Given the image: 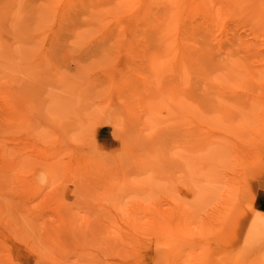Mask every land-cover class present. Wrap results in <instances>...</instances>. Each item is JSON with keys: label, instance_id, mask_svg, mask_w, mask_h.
<instances>
[{"label": "rangeland", "instance_id": "obj_1", "mask_svg": "<svg viewBox=\"0 0 264 264\" xmlns=\"http://www.w3.org/2000/svg\"><path fill=\"white\" fill-rule=\"evenodd\" d=\"M199 255L264 264V0H0V264Z\"/></svg>", "mask_w": 264, "mask_h": 264}, {"label": "bare ground", "instance_id": "obj_2", "mask_svg": "<svg viewBox=\"0 0 264 264\" xmlns=\"http://www.w3.org/2000/svg\"><path fill=\"white\" fill-rule=\"evenodd\" d=\"M111 132L114 133L113 130H112ZM113 133H112V135H113ZM114 134H115V133H114ZM125 134H126V133H125ZM115 135H116V134H115ZM136 142H137V141H136ZM143 145H144V144H143ZM151 146H152V144H151ZM154 146H157V148H159V149L161 148V145H160V144H156V145L154 144ZM158 146H159V147H158ZM103 147L105 148L106 146L103 145ZM143 147H145V145H144ZM152 148H154V147L152 146ZM115 149H117V148H114V151H115ZM153 150H154V149H153ZM160 150H161V149H160ZM155 151H157V150H156V147H155ZM148 157H149V156H148ZM121 158H122V157H121ZM122 159H124V157H123ZM145 161H146V158H145ZM118 162H119V161H118ZM113 163L116 164L115 161H114ZM113 163H111L110 165H112ZM114 164H113L112 166L115 167ZM120 164H121V163H120ZM120 164H119L118 168H120ZM140 164H141V163H140ZM140 164H139V165H140ZM110 165H108V166H110ZM116 166H117V164H116ZM125 166H128V165L126 164ZM142 166H144V165L142 164ZM142 166H141V167H142ZM147 166H148V165H147ZM121 167H123V164L121 165ZM107 168L109 169V172L111 171V169L113 170V167H107ZM118 168L115 167V170L118 171V170H119ZM125 168H126V167H125ZM125 168H124V170H125ZM127 168H128V167H127ZM127 168H126V170H127ZM108 169H107V171H108ZM124 170H123V171H124ZM117 171H116V172H117ZM116 172H114V173H116ZM114 173H109V175H111V174L113 175ZM124 173H125V171H124ZM116 174H117V173H116ZM116 174H114V175H116ZM107 175H108V174H107ZM112 175H111V176H112ZM164 221H165V220H164ZM154 223H155V222H153V226H154ZM158 226L160 227V225H158ZM158 226H157V228H158ZM164 226H165V225H164ZM164 226L161 227V229H163ZM157 228H155V229H157ZM166 228H168V227H166ZM166 228H164V230H166ZM159 229H160V228H159ZM159 229H158V230H159ZM170 254H171V253H170ZM172 255H173V252H172ZM199 256H200V255H199ZM201 257H202V255L200 256L199 259H201ZM197 259H198V258H197ZM196 261H197V260H196ZM196 261H195V262H196ZM200 262H201V264H202V263H203V260L201 259ZM200 262H199V263H200Z\"/></svg>", "mask_w": 264, "mask_h": 264}]
</instances>
